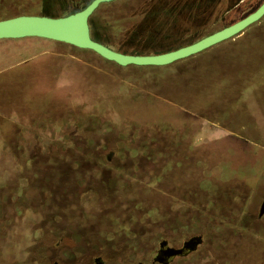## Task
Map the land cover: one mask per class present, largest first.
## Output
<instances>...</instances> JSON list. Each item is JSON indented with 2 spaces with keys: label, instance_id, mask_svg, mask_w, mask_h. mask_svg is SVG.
I'll use <instances>...</instances> for the list:
<instances>
[{
  "label": "rangeland",
  "instance_id": "rangeland-1",
  "mask_svg": "<svg viewBox=\"0 0 264 264\" xmlns=\"http://www.w3.org/2000/svg\"><path fill=\"white\" fill-rule=\"evenodd\" d=\"M76 1L0 0V19L60 16ZM247 1L212 13L198 28L128 40L122 30L137 20L133 9L140 0H113L89 16L90 35L123 53H160L232 23L224 25ZM107 16L115 19L114 28ZM132 78L145 84L136 86ZM122 79L128 80V101L139 98L135 112L157 103L190 116L177 127L180 137L165 131L156 140L143 137L145 121L109 123V130L100 117L86 123L88 111L116 121L112 102ZM0 112L15 114L20 145L52 141L36 139L33 131L60 123L57 131L66 137L57 141L128 142L157 154L114 158L112 170L88 164L97 169L87 174L69 171L56 158L61 169L22 192L19 212H11L10 204L3 210V264L15 262L24 245L31 246L33 264H233L230 232L256 212L264 195V15L234 36L162 66H122L89 49L38 37L0 39ZM13 223L21 236L10 233ZM27 224L35 231L24 234ZM192 238L195 247L183 254H157L162 243L177 249Z\"/></svg>",
  "mask_w": 264,
  "mask_h": 264
},
{
  "label": "trees",
  "instance_id": "trees-1",
  "mask_svg": "<svg viewBox=\"0 0 264 264\" xmlns=\"http://www.w3.org/2000/svg\"><path fill=\"white\" fill-rule=\"evenodd\" d=\"M262 1L249 0L239 4L237 6L239 16L234 19L237 20L253 11ZM236 2L238 0H140L133 9L134 14L138 16L137 20L133 25L123 28L122 35L128 40H142L155 35H175L182 32L183 29L198 28L199 25L210 19L212 13L220 12L225 8L228 9ZM75 3V8H81L84 5V0H77ZM75 8L65 10L61 15L73 12ZM105 19L110 25L115 22V19L110 16ZM183 20L187 22V25L184 24L185 26L181 28L180 24ZM235 20L225 22L224 25ZM112 27L114 28L113 24ZM132 79H135V82L131 83L136 86L145 84L142 80ZM126 88H128V80H119L118 93L113 95L114 100L112 102V106L118 111L116 121L108 118L102 111L95 113L88 111L85 112L84 116L86 123L100 117L102 125L103 123L107 124L105 129L109 130V123L120 121L122 123L126 122V124L130 122L133 125L139 121H145L147 125L149 124V127L148 131L141 135L143 137L156 140V137L164 131L167 135L172 134L174 137H180L177 127L189 119L190 116L174 107L163 111L157 103H154L152 107H147L146 110H142V113L139 114L132 110L133 105L138 103L139 98H132V102H129L128 96L123 92ZM14 116L13 113L0 112V217L8 204L12 206L11 212L12 210L13 212H19L23 198L22 192L28 190V188H37L38 186L35 185L37 182L41 184L46 175L56 173L61 169L56 167V165H61L58 164L56 158L62 159L63 165L68 163L70 166L69 171L73 170L75 173L87 174L88 171L97 169L88 164H96L101 169L112 170V167L118 162L114 158H142L143 156L156 158L157 155L155 151L149 152L147 145H128V142L106 143L102 141L76 144L67 139L65 143L57 141L55 137H58V140L66 137L65 134L60 136L57 131V128L61 125L60 123H56V128L54 127L52 130L44 131L43 126H38L33 131L36 139L48 137L53 139L52 141L47 139L46 141H34L31 144L20 145L17 141L20 133L19 122H16ZM76 156L81 159H74ZM39 158H43L42 160L47 159L40 161ZM115 168L122 169L120 166ZM34 178L36 182H31ZM136 178L134 177V179ZM154 178L158 179L159 176L155 175ZM80 187L81 185L77 186V188ZM29 209L28 206H24V210ZM2 225L3 223L0 220V229ZM15 228L16 225L14 226L13 223L9 227L10 233L21 236L20 231L17 229L15 231ZM33 230L35 231L30 224H27L21 231L24 234H30ZM31 258L33 259L31 246L24 245L19 247L15 262L11 264H33ZM0 264H3L1 259Z\"/></svg>",
  "mask_w": 264,
  "mask_h": 264
},
{
  "label": "water",
  "instance_id": "water-1",
  "mask_svg": "<svg viewBox=\"0 0 264 264\" xmlns=\"http://www.w3.org/2000/svg\"><path fill=\"white\" fill-rule=\"evenodd\" d=\"M113 0H84L81 8L60 16L19 14L0 19V39L38 37L63 42L78 48L89 49L102 58L118 65H167L175 60L200 52L242 31L264 15V0L251 12L238 20L208 33L193 42L154 54H131L116 51L93 39L90 35L89 16L102 3ZM196 238L186 241L181 248L165 246L164 254L169 259L193 249ZM162 244H160V247ZM157 259H160L157 257ZM57 264V263H52Z\"/></svg>",
  "mask_w": 264,
  "mask_h": 264
},
{
  "label": "flooded vegetation",
  "instance_id": "flooded-vegetation-1",
  "mask_svg": "<svg viewBox=\"0 0 264 264\" xmlns=\"http://www.w3.org/2000/svg\"><path fill=\"white\" fill-rule=\"evenodd\" d=\"M233 243V264H264V195L256 212L250 214L246 221H241L230 232ZM166 244L158 248L157 254L164 255Z\"/></svg>",
  "mask_w": 264,
  "mask_h": 264
},
{
  "label": "crops",
  "instance_id": "crops-1",
  "mask_svg": "<svg viewBox=\"0 0 264 264\" xmlns=\"http://www.w3.org/2000/svg\"><path fill=\"white\" fill-rule=\"evenodd\" d=\"M43 39H45V38H43Z\"/></svg>",
  "mask_w": 264,
  "mask_h": 264
}]
</instances>
